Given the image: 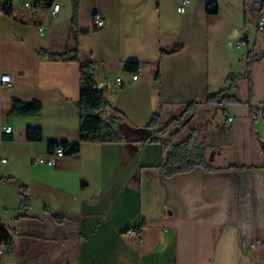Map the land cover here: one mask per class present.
Here are the masks:
<instances>
[{"label": "crops", "instance_id": "0c3cea01", "mask_svg": "<svg viewBox=\"0 0 264 264\" xmlns=\"http://www.w3.org/2000/svg\"><path fill=\"white\" fill-rule=\"evenodd\" d=\"M23 1L0 12V78L10 73L13 81L0 79V212L14 210L8 220L0 217L11 232L0 264H264V91L252 103L262 112L257 119L254 109L229 112L245 99L226 108L200 103L167 132L176 138L189 123L210 120L213 169L167 175L155 141H84L79 153L53 165L35 161L51 153L50 141L80 140V61L41 50L60 53L77 39L81 59L98 64V85L134 124L146 125L156 111L168 120L226 87L229 73L214 78L211 71L221 28L210 13H218V1L187 0L182 12L180 0H56L58 14L45 4L26 9ZM251 6L247 17L258 19L264 7ZM127 61L138 68L126 69ZM15 100H40L43 108L15 113ZM28 126H41L43 138L28 140Z\"/></svg>", "mask_w": 264, "mask_h": 264}, {"label": "trees", "instance_id": "16d2710c", "mask_svg": "<svg viewBox=\"0 0 264 264\" xmlns=\"http://www.w3.org/2000/svg\"><path fill=\"white\" fill-rule=\"evenodd\" d=\"M15 0H0V12L10 14L13 10ZM36 6H51L55 0H33ZM264 7V0H254ZM262 7V8H263ZM77 11V10H76ZM75 11V12H76ZM76 15V13H75ZM76 19L73 20V31L77 34L81 31L77 26ZM260 30V29H259ZM264 31V30H261ZM179 49L178 46L171 49H162V53L174 52ZM80 45L76 39L75 46L63 52H48L41 50V54L50 58L71 59L80 61V140L77 142L50 141L48 143L49 151L52 153L57 144L64 148L65 155H74L81 150V144L84 141L92 142H130L147 143L159 142L164 151V157L160 164L164 173L173 175L176 173L191 170L197 166L206 169H213L208 158L209 143L206 129L210 120H202L191 124L187 134L183 138H173L167 136V132L181 125L189 115L193 113L195 107L200 103H212L216 107L240 103L241 100L234 93L232 87L221 89L216 92H209L201 101L189 102L180 112L172 118L164 121L160 112L153 113L149 123L146 125L134 124L123 110L113 105L107 89L100 87L96 79L97 62L92 59L82 60L80 57ZM139 62L127 61L125 67L134 71L138 68ZM159 79V71L156 75ZM247 78V76H245ZM251 110L254 107L250 103ZM43 108L40 100H15L13 111L19 114H38ZM26 137L30 141H39L43 138V129L41 126H28ZM28 196L24 195V205H28ZM58 221H62L65 215L53 213ZM11 232L0 220V244L9 241Z\"/></svg>", "mask_w": 264, "mask_h": 264}, {"label": "rangeland", "instance_id": "374dc122", "mask_svg": "<svg viewBox=\"0 0 264 264\" xmlns=\"http://www.w3.org/2000/svg\"><path fill=\"white\" fill-rule=\"evenodd\" d=\"M217 1L220 6L218 13H210L211 21L220 22L221 28L216 40V52L214 54L217 68L211 70L212 76L217 78L222 72L229 73L225 89L232 87L240 99L247 101L229 108V112H237V115H240L243 112H250V103H260L264 91V61H259L264 57V31L259 30L257 25L262 10H260L258 19L256 15L249 19L245 7L247 6L248 13H250L254 0H233L234 4L229 0ZM258 5L260 4L258 3ZM245 35H248L249 42L238 48L236 43ZM180 110H182V106L175 112V115ZM199 118L203 119V116ZM163 120L166 121V119ZM191 124L186 125L184 131L180 136H176V139L183 138ZM167 136L169 135L167 134ZM14 195L18 196V198L15 197L16 203L19 204L20 200L23 203L21 196ZM12 196L13 194L8 196L11 202L13 201ZM35 204V206H39L37 202ZM19 210L24 211L22 205ZM13 213V209L3 210L0 212V217L8 220L13 217Z\"/></svg>", "mask_w": 264, "mask_h": 264}, {"label": "built area", "instance_id": "2783aa9c", "mask_svg": "<svg viewBox=\"0 0 264 264\" xmlns=\"http://www.w3.org/2000/svg\"><path fill=\"white\" fill-rule=\"evenodd\" d=\"M186 4H187V0H180V4H179V11H185L186 9ZM23 6L26 8V9H30V10H33L35 9L37 6L35 5L34 1L33 0H24L23 1ZM49 8V11L52 13V14H58L61 10H62V5L60 2L58 1H54L53 4L51 6H48ZM94 16H95V19L98 23V25H103L104 23V20L100 14V12L98 11H95L94 13ZM258 28L260 30H264V10L262 11V14L260 15L259 19H258ZM40 33L43 35L44 34V31H43V27L40 26ZM247 43V40L245 38L243 39H240L238 42H237V47L240 48L242 47L244 44ZM138 77V74H133L132 78L133 80L136 79ZM1 82H3L4 84L10 86L12 84V77H11V74L10 73H4V74H1ZM117 83L120 85V86H123L125 81L124 79L120 76L117 78ZM261 109L259 108H255L254 109V112H253V115H252V118L253 119H257L259 117V115H261ZM230 119H232V117H229ZM3 130L5 132H11L12 131V126L9 125V126H5L3 128ZM261 142L263 144V148H264V136L261 138ZM65 155V152H64V148L61 144H57L56 147H55V150L50 153L48 156L46 157H39V158H35V161H38L40 163H47V164H55L56 161L63 157ZM3 161L6 160V158H2ZM10 243V240L5 242V243H2L0 244V256L5 252V246L7 244ZM255 264H259V263H255Z\"/></svg>", "mask_w": 264, "mask_h": 264}]
</instances>
